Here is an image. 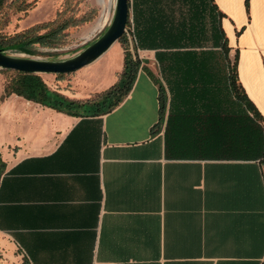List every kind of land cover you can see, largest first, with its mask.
Masks as SVG:
<instances>
[{
  "label": "crops",
  "instance_id": "0c3cea01",
  "mask_svg": "<svg viewBox=\"0 0 264 264\" xmlns=\"http://www.w3.org/2000/svg\"><path fill=\"white\" fill-rule=\"evenodd\" d=\"M155 19L170 32L201 29L197 43L137 46L135 83L112 112L72 116L16 95L0 102V259L264 264V122L228 88L236 62L264 119V0L249 10L246 0H130L136 45V23ZM224 46L229 60L157 56ZM124 56L105 86L119 81ZM237 146L243 155L231 157Z\"/></svg>",
  "mask_w": 264,
  "mask_h": 264
},
{
  "label": "rangeland",
  "instance_id": "374dc122",
  "mask_svg": "<svg viewBox=\"0 0 264 264\" xmlns=\"http://www.w3.org/2000/svg\"><path fill=\"white\" fill-rule=\"evenodd\" d=\"M106 1L102 4L101 0H5L0 8V36L5 45L12 37L25 40L52 33L48 45H33L34 55L14 50L5 53L42 61H65L75 57L97 41L110 26L117 0H113L112 4L110 0ZM133 25L130 21L131 31L135 28ZM126 42L120 40L99 60L74 74L42 77L51 89L76 102L80 107L78 113H85L92 109L90 106L94 103L102 102L103 95L110 89L104 83L110 77L112 66L125 55V48L133 43L129 36ZM12 72L0 70V89L5 88L13 76ZM119 75L116 77L120 78ZM10 261L6 255L0 259V264H9Z\"/></svg>",
  "mask_w": 264,
  "mask_h": 264
},
{
  "label": "trees",
  "instance_id": "16d2710c",
  "mask_svg": "<svg viewBox=\"0 0 264 264\" xmlns=\"http://www.w3.org/2000/svg\"><path fill=\"white\" fill-rule=\"evenodd\" d=\"M5 4V0H0V8ZM246 7L249 10L250 0H246ZM168 22L164 19L155 20H144L138 21L136 23V37L137 45L129 46L125 48L124 56V69L120 75L119 81L114 84L102 97V102L94 103L90 107L91 110L85 111V113H91L94 116H101L112 112L117 108L129 95L132 87L135 83L136 75L140 68L139 58L137 56V48L143 49H174L179 46H190L196 45L197 35L201 29L196 27H187L185 24L179 25V27L174 28V32L168 31L166 28ZM104 33V32H103ZM52 33L40 35L34 38L27 37L25 40L18 39L17 37H12L8 39L5 45L1 42L0 36V50H14L18 53L34 55L32 50L33 45H48ZM122 41L126 42V37L122 38ZM127 43V42H126ZM138 46V47H137ZM158 60L160 63H164L168 60H214V59H228L229 60V50L227 47H222V52L217 53L214 51L198 52L197 51H175V52H159L157 53ZM237 56L235 60L237 61ZM13 76L6 83L4 89V95L1 97L0 102L6 97L16 95L22 97L29 102L39 104L46 108L54 109L58 112L66 113L72 116H79L78 113L79 105L76 102L68 99L59 92L51 89L46 81L43 79L42 75L35 74H24L19 72H12ZM228 88L238 102H240L248 111L253 115L254 119L260 123L264 122L262 115L256 109L254 104L248 99L243 87L241 86L238 78L236 62L231 65L230 73L228 76ZM165 96L166 91L162 85H160V101H161V111L165 108ZM96 108V109H95ZM105 108V109H104ZM244 144V143H243ZM244 149H240L239 146L235 149L230 150V156H242L241 153ZM247 155L252 151L254 154L256 152V145L253 142L251 147L247 146ZM261 159L264 163V147L261 153ZM4 163L0 158V173L3 169Z\"/></svg>",
  "mask_w": 264,
  "mask_h": 264
},
{
  "label": "water",
  "instance_id": "95a60500",
  "mask_svg": "<svg viewBox=\"0 0 264 264\" xmlns=\"http://www.w3.org/2000/svg\"><path fill=\"white\" fill-rule=\"evenodd\" d=\"M130 0H117L114 18L110 26L95 42L80 54L65 61H42L13 57L0 50V70L35 75H71L103 57L125 36L129 24Z\"/></svg>",
  "mask_w": 264,
  "mask_h": 264
},
{
  "label": "built area",
  "instance_id": "2783aa9c",
  "mask_svg": "<svg viewBox=\"0 0 264 264\" xmlns=\"http://www.w3.org/2000/svg\"><path fill=\"white\" fill-rule=\"evenodd\" d=\"M130 31H131V28H130V21H129V24H128V27H127V31H126L125 37H128L129 36L130 39H132V42H133V43H131V46H134V45H136V39H135L134 33H133L134 30L131 31V34H130ZM131 35H133V37Z\"/></svg>",
  "mask_w": 264,
  "mask_h": 264
},
{
  "label": "bare ground",
  "instance_id": "6f19581e",
  "mask_svg": "<svg viewBox=\"0 0 264 264\" xmlns=\"http://www.w3.org/2000/svg\"><path fill=\"white\" fill-rule=\"evenodd\" d=\"M107 1H108V0H107ZM107 1H106V2H107ZM112 2H113V0H110V4H112ZM101 3L104 4V3H105L104 0H101ZM104 7H105V6H104ZM105 8H106V7H105Z\"/></svg>",
  "mask_w": 264,
  "mask_h": 264
}]
</instances>
